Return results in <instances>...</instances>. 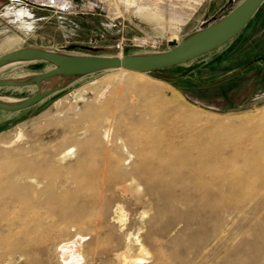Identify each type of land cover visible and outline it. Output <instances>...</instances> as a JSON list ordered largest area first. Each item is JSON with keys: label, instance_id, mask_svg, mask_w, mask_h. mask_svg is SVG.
<instances>
[{"label": "rangeland", "instance_id": "1", "mask_svg": "<svg viewBox=\"0 0 264 264\" xmlns=\"http://www.w3.org/2000/svg\"><path fill=\"white\" fill-rule=\"evenodd\" d=\"M240 1L203 0L181 25L179 34L170 40H180L213 10L221 7V13H226ZM48 2L0 0V43L11 37L8 45L0 49V55L29 45L72 54L151 52L129 46L133 36L159 40L160 51L169 48L166 32L136 17L132 8H123L120 0H64L58 6ZM259 35L264 41V17L254 31L255 37ZM254 36L238 50L245 51ZM120 45L124 46L122 53ZM214 56L206 53L189 65L146 73L149 82L157 84L152 81L156 78L170 84L182 95L181 99L175 98L168 87L162 96L139 93L127 84L129 75L120 70H105L84 76L18 113V122L10 128L0 126V172H4V177H0V264H69L60 257L58 242L72 235L71 224L50 216L55 225H49L50 219L46 218L43 228L32 227L34 222L23 219V206L18 202L23 182L10 185L6 176L22 170L27 161L40 164L44 156L47 159L73 145L75 132L81 133L106 120H113V134L133 139L136 148L145 150L142 155H133L130 163L148 166L152 178L148 192L142 185L138 197L121 201L122 225L108 223L98 233L90 227L81 228L87 234L81 264H118L114 249L120 242L118 233L125 230L146 234L149 240L153 239V247L162 249L161 262L149 258L153 251L150 245L146 247L148 254L132 250L133 256L145 258L142 264H264V199L260 196L264 192V84L259 82L261 90H256L257 74L252 68L237 82L233 79L220 88L209 87L211 78L223 70V64L237 63L222 58L216 63ZM50 67L46 61L10 64L0 69V79L38 73ZM34 90V86L0 87V97L19 99ZM247 117L251 121L240 125L214 122L217 118L218 121ZM17 130L22 134L13 141ZM84 138L80 139L84 144L94 139L90 133ZM82 150L80 145L72 147L77 154L82 155ZM115 152L110 153L106 164H102L106 155L102 151L80 164L71 159L56 167L54 161L48 160L68 182L72 179L66 185V190L75 194L67 198L69 205L92 206V197L104 193L102 181L107 185L115 182L120 173L115 163L119 153ZM55 180L43 179L42 194L34 196L46 198L52 186V192L60 191ZM92 190L98 192L90 194Z\"/></svg>", "mask_w": 264, "mask_h": 264}, {"label": "bare ground", "instance_id": "2", "mask_svg": "<svg viewBox=\"0 0 264 264\" xmlns=\"http://www.w3.org/2000/svg\"><path fill=\"white\" fill-rule=\"evenodd\" d=\"M48 1L51 2L54 6L64 4V0H48ZM120 1L123 3L124 5L123 8H125L126 10H129V8H132L133 9L132 11L136 15V17L138 16L142 21L154 24L158 26L163 32H166L170 40L171 37L179 34L181 25L185 24L191 18V16L197 10V8L199 7V5L201 4L203 0H120ZM22 12L23 11H21V13ZM23 18H25V16H23ZM25 23L27 24V22ZM10 40H11V37L4 39L0 43V49H2V47L7 46ZM3 67H0V69ZM111 70H120L126 73L127 75H129L130 78L127 79L126 81L127 84L134 87L136 90L139 91V93L162 96L164 88L168 87V88H171V92L173 93L175 98H178V99L182 98V95L174 87H172L170 84H168L164 80L153 78L152 81L157 82V84H155L154 82H149L148 80L150 79L149 77H147L146 72H139V71L128 70L124 68L111 69ZM144 77L148 79L146 80L144 79ZM52 83H53V80L48 79V80L43 81L41 85L43 88H45L51 85ZM158 83L164 84V85L160 86L158 85ZM105 90H103L100 94L97 95L98 96L97 100H100L99 98L103 95ZM0 99L5 100V101H13V99H5L3 97H0ZM262 115H264V112L262 113ZM256 116H259V115H256ZM217 119L216 121H214L215 124L219 123V124L229 125V124H239V123H242L243 121H251L250 117L249 119L247 117L244 119L243 118L241 119L233 118V120L221 119L218 121ZM254 120H252V122H254ZM112 121L113 120H106L104 123L98 126H90L89 128L86 127L81 133L75 132L73 137L76 140L73 143V145H70L63 150L61 149L62 151L52 153L50 155L51 157L48 156L47 159L44 156L42 160L43 163L41 162L40 164L39 163L32 164L33 162L31 161V164H30V162L28 163L27 161L26 164L28 165L27 166L24 165V168L22 170L9 172V174L6 176V180L8 181L10 185H15L19 181L23 182L22 192H20L18 196V202H20L23 206V212H24L23 219L29 222L31 221L34 222L32 227L36 228L40 226L41 228H43V226L41 225H43V222L47 220L46 218L50 219L49 225H55L54 224L55 220H52L50 216H52L53 218L55 217L56 220L59 222H64V223L69 222L68 224H71V228L74 229L72 235H69L70 237L58 242L59 254L61 255L60 257L62 258L63 262L65 260L69 264H81V260L84 257L82 254L83 253L82 246L84 243L83 241L86 239V238L84 239V237L87 234L82 233L81 228L85 230L88 227H90V229L98 233L100 229L103 226H106L108 223H114L118 226L122 225L123 210H122L121 201H123L127 197H138L140 193H142L140 189L142 185H145L144 190L148 192L147 188L152 178V177L150 178V174L148 173V166L145 167V166H141L138 163H132V164L130 163L131 157L133 155L135 154L142 155V153H144L145 150L136 148L137 146L132 144L133 139L132 140L123 139L120 136L113 134L112 128H113L114 123H112ZM89 133L94 137V139L88 144L87 143L84 144L80 142V139L88 136ZM21 134H22L21 131L17 130L15 133V136L13 137L15 138L13 139V141L18 140ZM170 144L171 143H167L168 147L169 146L171 147ZM75 145H80L83 148L82 155L77 154V152L74 153V151H72V147ZM99 151H102L103 154H106L104 155V157H102V164H106V161L109 159L110 156H112L110 155V153L112 154V152H115V151L119 153V158L115 160V163L118 164L119 166V171H120L119 176L117 175V177L115 178V182L114 183L111 182L109 185L105 184L104 181H102L103 182L102 191H104V193L103 194L101 193L100 195L96 194L95 197H92L94 200V203L92 206L85 207V206L69 205V202H68L69 200H67V198L72 197V195L75 196V194L74 193L71 194L68 189L66 190V187H67L66 185H68V183L71 182L72 179L71 181L68 182V178L66 176L65 177L61 176L62 173L58 170V168H54L55 166L53 167L50 162L48 163V160L51 159L52 161H54L56 164V167L63 166L66 162H68L71 159H74V163L80 164L90 159L92 156L96 154V152H99ZM153 156L156 157L155 155ZM128 163H130V165L127 166ZM50 167L52 168L50 169ZM201 168L203 167L200 166L199 170ZM55 170H57V172H55ZM204 170H207V169L205 168ZM2 172H0V177H1ZM70 176H73V175H70ZM2 177L4 176L2 175ZM45 178L46 179L53 178V180L57 179V181L56 180L55 181L59 182V184L57 185H59V188H61V190L59 189L60 191H58L57 186H56V190L58 192L56 191L52 192L51 188L53 186L50 185L52 187L48 190V193H47L48 196L46 198L41 199L39 197H35L34 196L35 194L37 195L42 194L40 185L43 179L45 180ZM78 178L79 176L77 177V180ZM79 179L81 180V178ZM245 181L246 180H244V182ZM163 183L164 182H162V184ZM107 190L111 192L109 195L105 194V191ZM92 191H90L91 192L90 194L96 192L94 190ZM161 195L165 197V194L164 195L161 194ZM260 196L264 199V192H263V195H260ZM243 206L245 207L244 204ZM238 207L242 208V206H238ZM242 210L240 209V211ZM240 211L238 210V213H240ZM88 216L90 218L92 217V220L87 219ZM43 218H45V220H43ZM66 225L67 224H65V227ZM28 226L29 225H27V228ZM118 239L120 242L117 245V247L114 249V256H115L114 258L115 260L118 261V264H142L144 263L145 258L143 256H133L132 250H137L139 252L144 251L148 254L147 248H146L147 245H150L151 247H153L154 245L153 244L154 241L152 238H151L152 240H149L150 238L146 234L139 235L138 231H136L133 234L129 233L126 230L123 232H119ZM152 250L153 251L149 255V258H152V260L155 262L160 261L164 255L162 253V249L157 246H154Z\"/></svg>", "mask_w": 264, "mask_h": 264}, {"label": "water", "instance_id": "3", "mask_svg": "<svg viewBox=\"0 0 264 264\" xmlns=\"http://www.w3.org/2000/svg\"><path fill=\"white\" fill-rule=\"evenodd\" d=\"M263 1L241 0L212 23L190 31L178 41H168L169 48L158 52L72 54L34 45L9 50L0 55V67L33 61H46L51 67L38 73L0 79V87H35L29 96L13 101L0 99V110L14 112L27 109L78 79L100 71L124 68L148 73L184 64L231 40L245 27ZM48 79L53 83L43 88L41 83Z\"/></svg>", "mask_w": 264, "mask_h": 264}, {"label": "crops", "instance_id": "4", "mask_svg": "<svg viewBox=\"0 0 264 264\" xmlns=\"http://www.w3.org/2000/svg\"><path fill=\"white\" fill-rule=\"evenodd\" d=\"M263 7H264V1L259 6L258 10L255 12V14L252 16V18L245 25V27L236 36H234L231 40H229L225 44L219 46L215 50L208 52V53H214L215 54L214 57L217 60L216 63L221 58L223 59V61L227 60L228 63L232 59H234L237 62V63L233 64V66H231L229 64H226V65L223 64V67H224L223 70L220 71L218 73V75L211 78L209 87L217 86L218 88H220V87H222L221 85H223V84H225V83H227L233 79L235 82H237V81H239V79L241 77H243L244 72L247 69L254 68L255 74H257V75H255L257 77V79L255 80V82L257 84L256 90H261V85H259V82H260V84L261 83L264 84L263 78L260 77V75H262L264 77V70H262V72H260V68L262 66H264V41L262 40V35L255 37L254 31L259 28L260 21L264 17V8ZM220 10H221V7L213 10V12L210 15H208V17L200 20L198 22L197 27H195L193 30H196V29L201 28L207 24L212 23L214 20H216L220 16H222V15H224L230 11V10H228L226 13H221ZM251 36H254V38L252 37L253 40H251L252 39L251 38L249 43L246 45L247 49L245 51L238 50V48H240L242 43L246 39L250 38ZM19 47H23V46H19ZM16 48H18V47H16ZM205 54H203V55H205ZM203 55H201L200 57H202ZM195 59H198V58H195ZM195 59L188 61V62L181 64V65H185V66L189 65L190 63H192V61H195ZM215 59H212V60L215 61ZM175 67H177V66H175ZM189 83H191L192 85H195V86L198 85V84L196 85L195 82H191L190 80H189ZM29 108H27V109H29ZM24 110H26V109H23L20 111H14V112H7V111L0 110V126L4 129L10 128L13 124L18 122V116H17L18 113H20Z\"/></svg>", "mask_w": 264, "mask_h": 264}, {"label": "built area", "instance_id": "5", "mask_svg": "<svg viewBox=\"0 0 264 264\" xmlns=\"http://www.w3.org/2000/svg\"><path fill=\"white\" fill-rule=\"evenodd\" d=\"M11 2H17L18 0H10ZM155 41V42H153ZM128 45L134 48H138V49H146L147 51H151V52H158L160 51L158 49V45H159V40H152L150 38H144L142 36H133L129 42ZM124 49V46L120 45V53H122Z\"/></svg>", "mask_w": 264, "mask_h": 264}]
</instances>
